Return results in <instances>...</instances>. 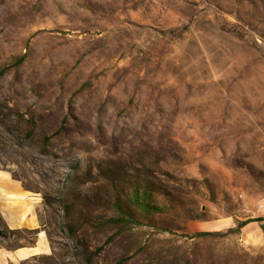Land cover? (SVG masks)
<instances>
[{
  "label": "rangeland",
  "instance_id": "obj_1",
  "mask_svg": "<svg viewBox=\"0 0 264 264\" xmlns=\"http://www.w3.org/2000/svg\"><path fill=\"white\" fill-rule=\"evenodd\" d=\"M0 71L21 264H264V0H0Z\"/></svg>",
  "mask_w": 264,
  "mask_h": 264
},
{
  "label": "crops",
  "instance_id": "obj_2",
  "mask_svg": "<svg viewBox=\"0 0 264 264\" xmlns=\"http://www.w3.org/2000/svg\"><path fill=\"white\" fill-rule=\"evenodd\" d=\"M0 218L11 232L32 233L28 244L0 240V264H21L51 252L40 216V201L9 172L0 169Z\"/></svg>",
  "mask_w": 264,
  "mask_h": 264
},
{
  "label": "trees",
  "instance_id": "obj_3",
  "mask_svg": "<svg viewBox=\"0 0 264 264\" xmlns=\"http://www.w3.org/2000/svg\"><path fill=\"white\" fill-rule=\"evenodd\" d=\"M3 71H0V74L2 73ZM146 192L142 193V194H136L135 197H134V203L135 205L137 206H141V207H146ZM1 219V218H0ZM255 221H264V217L263 218H258V219H255ZM250 221H246V222H243L241 224L238 225L239 228L243 227L244 225H246L247 223H249ZM4 224V223H3ZM5 227V225H4ZM261 228L264 230V227L261 226ZM5 230L7 232H11L9 231L6 227H5ZM230 231H233V229H230Z\"/></svg>",
  "mask_w": 264,
  "mask_h": 264
}]
</instances>
